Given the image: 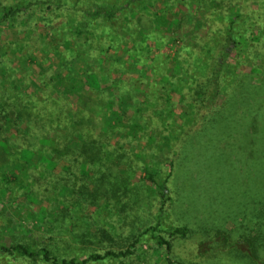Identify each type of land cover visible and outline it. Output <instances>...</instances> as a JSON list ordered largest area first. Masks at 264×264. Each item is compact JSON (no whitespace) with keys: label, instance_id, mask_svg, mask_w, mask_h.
Returning a JSON list of instances; mask_svg holds the SVG:
<instances>
[{"label":"trees","instance_id":"1","mask_svg":"<svg viewBox=\"0 0 264 264\" xmlns=\"http://www.w3.org/2000/svg\"><path fill=\"white\" fill-rule=\"evenodd\" d=\"M155 1L123 0L121 6H97L91 0H74L71 9L62 6L64 0H18L14 4L0 3V26L9 25L13 28L12 22L16 21L15 29L20 33L17 23L19 13L30 14L35 10L32 19L42 17L40 14L44 11L43 8H49V5L57 12L56 20L43 19L46 22L43 26L45 33L40 34L42 45L36 50L44 55L43 62L47 65V68L40 69L39 77L44 78V81L39 92L26 90L23 93H14L12 90V93H8V87L0 84V137H7L0 138V193L2 196L6 195L12 191L9 185L18 183L17 191L22 192L23 199L37 206L39 225H45L46 221L50 226L42 232L34 230L41 233L40 239L44 242L37 243L33 237L23 241L15 234L10 236L9 242L0 240V257H22L26 264H92L106 259L126 258L131 254L130 249L122 250L123 245L117 244L121 234L104 218H109V215L112 217L118 212L120 216H127L130 211H135L139 203H130L135 193H139L136 186L141 182L155 193L160 207L157 209L155 225L144 233L133 234L134 242L130 244V248H134L147 233L158 247L167 249H170V244L164 239V234L187 237L189 230L186 227L162 230L166 204L171 200L169 180L173 174L174 163L169 161L168 175L159 180L158 171L151 168L150 163L153 160L147 152L156 148L157 154L153 157H165L167 150L171 148V142L178 138L177 133L182 131L183 125H189V121L187 118L182 119V125L178 126L170 119L173 114L169 108H165L166 118L171 122L166 121L162 128L169 134L156 132L148 113L153 107L150 93L155 87L144 94L134 95L135 102L131 100V106L122 102L124 96L119 93L108 98L106 102L98 97L103 91L102 88L107 87L105 84L112 75H123L128 63L131 68L138 65L140 54H135V57L130 53L128 43L124 41L130 20L126 12L138 13L142 9L141 5H152ZM170 1L174 0H161V3L168 9ZM186 2L189 9L193 7L195 17L200 18L197 19L199 22L194 30H178L189 39L188 42L181 41L182 45L177 54L181 60L173 58L172 65L183 81L186 78V87L182 86L177 76H173V72L169 76L160 71L159 59L154 56L153 50L144 45L150 34L149 30L142 27V18L138 20L139 32L143 34L140 53L153 54L151 59L155 60V69L162 73L160 75L163 78L159 84L165 93L170 91L169 87H175L181 96L196 100L189 108L192 120L200 111L202 120L203 111L207 113L217 105L223 106L220 116L214 115L209 120L208 127L203 129L206 132L203 143L211 149L201 148V159L207 161L204 167L210 170L211 175L222 176L219 173L223 170L218 167L221 158L220 162L218 157L205 158V154L210 153L220 141L213 140L207 130L216 132L227 123L225 134L229 137L225 139L233 141V146L227 144V147L235 149L233 152L229 151L237 159L233 167L234 181L244 187L238 192L236 186H232L236 191L233 203L236 204L237 197H243V204L240 206L242 215L251 222L255 221V225L259 227L257 232L246 230L245 235L248 236L243 238L255 257L252 262L258 264L261 253H264V230H261L264 226V116L258 111L264 104V76L259 86H243L247 82V74L224 75L225 70L222 63L220 65V59L228 61L242 47L248 46L249 41L252 42L251 36L248 35V40L240 38L247 32L253 34L254 43L264 47V0H175L173 3L185 5ZM146 7L144 11L148 12L149 6ZM253 11L259 12L258 15L263 20L260 25L257 18L252 17ZM161 12L160 16L156 11L149 12L153 18L151 31L158 34L164 33V29L171 30L174 25H179L178 19H169L164 11ZM172 13L168 11V14ZM183 23L181 21L180 25ZM239 40L244 41L243 44ZM217 47L220 55L215 56L207 80L201 77V90H198L195 72L202 62L204 66L201 67V73L203 77L208 75V59H204L215 55ZM92 51L96 55L92 56ZM122 52L127 54L129 61H124ZM195 53L201 55L198 60L192 56ZM34 57L31 54L28 60L34 63ZM261 61L263 65L256 67L264 70V58ZM51 68L54 71L46 79L45 75ZM226 78L233 87L228 104L227 94L223 100L218 95L224 91L219 83ZM119 84L120 81H116L115 88ZM237 89L240 91L237 92ZM257 90L260 91L256 101ZM69 96L76 101L71 102ZM151 97L153 98L152 95ZM137 98H145L147 102L142 103ZM247 99H251L252 107L246 104ZM115 101L123 106L120 107V112L113 109ZM97 121L100 122L101 130L96 127ZM151 125L154 131L149 130ZM118 133H124L128 139L139 143L144 141V147L139 148L140 151L133 157L143 165L139 168L144 173L143 178L137 177L136 169L131 166L132 156L120 144ZM13 135L15 138L11 141L10 136ZM238 136L243 138L234 143V138ZM221 156L225 158V155ZM212 160L218 163L217 167H212ZM41 165L45 168L44 172H40ZM245 177L250 183L246 187L242 182ZM219 183L215 185H220ZM207 184L211 188L208 182ZM226 186L229 187V184ZM246 189H252L251 193H246ZM246 200L248 204H244ZM44 201L49 203L50 210ZM87 211L97 214L104 225L113 230L96 226L98 221L93 223L85 217ZM231 238L230 235L223 238V244L226 243L228 248L234 245ZM214 255L217 254L211 252L207 256L210 258ZM243 255L248 257L247 253Z\"/></svg>","mask_w":264,"mask_h":264},{"label":"rangeland","instance_id":"2","mask_svg":"<svg viewBox=\"0 0 264 264\" xmlns=\"http://www.w3.org/2000/svg\"><path fill=\"white\" fill-rule=\"evenodd\" d=\"M17 1L18 0H0V3L14 4ZM73 1L74 0H64V5L62 6L69 9ZM174 1L168 2V9L164 8L161 0H156L152 5H141L142 9H139L138 13L131 14L126 12L130 20L127 24L128 30H126L124 34V41L128 43L130 53L133 55L140 54L138 55L139 59H137L138 65L134 68H131L129 63L125 65L123 75H118L120 78L116 77V74L112 75L105 84L107 87L102 88L103 91L101 94H98V97L102 102H106L108 98L119 93L124 96L122 102L131 106L132 101L135 102L134 95L136 96L138 93L144 94L155 87L156 89H152L150 93L153 96L152 98L150 95V100H153V107L150 108L151 111L148 113H150L151 123L155 125L156 132L159 131L163 135L169 134V132H166L162 128L165 127L166 121L171 122L166 118L167 111H165V108H169L173 114L170 119L174 120L178 126L182 125V119L187 118L189 125H183L182 131L177 133L178 138L171 142V148L167 150L165 157H153L154 154H157L156 148L153 150L149 149L147 153L153 160V162L150 163L151 168H156L158 171L159 180H163L168 175L169 161L172 160L174 163L173 174L169 180L171 200L166 204L162 219V230H169L174 227H186L189 233L185 238L164 234V239L170 244V249L158 247L149 233H147L134 248H130V244L134 242L133 234L137 235L138 233H144L155 225V218L158 214L157 209L160 207L159 200L155 193L152 190H148L145 183L141 182L136 186L139 193H135L132 198L133 201L130 203H134V205L139 203L135 211H130L127 216L123 214L120 216V212H118L112 215V217L109 215V218L106 216L104 218L106 222H109L108 224H113L115 226L114 230H118L121 234V239H118L119 243L117 244L123 245V249L121 248L122 250L129 248L131 254L127 255L124 259H106L103 262L92 264H254L252 262L253 258H255L252 254L253 252L247 247L248 245L246 246L243 238L248 236L245 235L246 230H255V232H257L259 227L257 228V225L254 223L255 221L251 222L242 215L240 206L243 204V197H237L236 204L233 203L236 191L232 186H236L238 192L243 190L244 187L239 182L234 181L235 172L233 167L237 163V159H234L233 154H230L229 151L231 150L233 152L235 149L227 147V144L233 146V141L231 139H225V137H229L227 136L228 134H225L227 123H224L221 129L216 132L212 133V130H207V133L213 136V140L218 139L220 141L217 142L213 148L214 150L212 149L210 153L205 154V158L210 159L218 157L219 162L221 158L219 166L214 160L211 161V165L213 168L214 166L222 168L223 173H219L220 175L222 174V176L211 175L210 170H206L204 167L207 161L201 159V148L211 149L207 148L203 143L206 134L203 129L208 127L209 120L214 115L220 116L219 113H221L223 106L219 107L217 105L212 111L207 113L203 111L204 117L202 120L200 111L198 115H195L194 120H192V113L189 108L196 100L190 99L191 97L185 98L181 96L179 90L175 89L174 86V88L169 87L170 91L166 93L164 89L160 88L159 82H161L163 78L160 74L162 73L170 76L173 72V76H177L179 80H181L182 86L188 84V82L184 83L186 78L183 81L178 75L179 72L176 73V69L174 65H172V60L179 54L178 49L182 45L181 41L185 40V42H188L189 39L181 35V32H178V30H194L199 22L197 19H200L199 17H195L193 7L189 9L187 2L185 5H180L173 3ZM91 2L97 6L123 5V0H91ZM146 6H149L148 12L144 11L145 8H147ZM251 8L254 9V7ZM43 9L44 11L40 14L42 17H35L33 19L32 15L35 10H32L30 14L19 13L20 16H18L17 23L21 33L15 29L16 21L12 22L13 28L9 25L0 26V84L8 87V93H12V90H14V93L18 91H22L20 93H23L26 90L38 93V90L42 88L41 83L44 81V78L39 77L41 72L40 69L47 68V65L43 62L44 55H40L36 50L42 45L40 42V34L45 33V28L43 26L46 25V22L44 20L46 18L56 20L55 15L57 16V12L54 8H51L50 5L49 8L46 7ZM151 11L158 12L159 16L162 13L161 11H164L167 18L174 19V21L178 19L179 25H174L171 30L164 29V33H155L151 31L153 25V18L149 13ZM168 11H172L173 13L168 14ZM258 13L257 11H253L252 17L254 19L257 18L258 25H260L263 20L259 17ZM28 15L30 17H28ZM139 18H142V27L145 28V30H149L150 36L148 38L152 39V41L147 39L144 45L153 50L154 56L156 55L159 59L160 71L162 73L155 69V60L151 59L153 56L152 53L150 55L140 53V41L143 40L141 39V35L143 34L139 32ZM253 18L250 16V19L253 20ZM181 21L186 25H184V23L180 25ZM248 35L251 36L252 42L249 41L248 46L243 45L244 47L240 49L238 54L232 55L228 61L220 59L222 60L220 65L222 63V67H224V75L237 76L241 73L247 74L248 79L243 86H259L263 81L264 70L256 67V65H263L261 60L264 58V47L257 45V42L254 43L253 34H249V32H247L246 35H242L240 38L244 37L248 40ZM239 42L243 44L244 41L239 40ZM188 44H190V42ZM91 53L92 56L96 55L93 51ZM201 53H203V51ZM31 54L35 56L34 58L36 61L34 63L28 60ZM216 55L218 57L220 55L219 47L216 48L215 55L210 56L211 58L207 57L204 59H208V61H206V67L208 69V75L206 77H203L201 73V67H203L204 64L200 62V68L194 75L195 79L198 80V90H201V77L207 80L210 76ZM121 56L124 61H129L125 52H122ZM192 56L195 60L201 57L199 53H195ZM182 57H185V55ZM180 58L178 59L177 57V61L181 60ZM41 64L42 67H40ZM262 70L263 75L260 73ZM52 71H54L53 68L47 71L45 75L46 79L50 78ZM116 81H120L117 88L114 86ZM219 85L220 88L224 90L222 93H218L220 100H223V98L226 97L225 94H227V98H229L227 101L228 104L233 93L232 84L228 78H226L225 81H221ZM206 88L207 87H203V89ZM172 89L174 91H172ZM239 91L240 89H237V92ZM259 91L260 90H257L256 101L258 100ZM165 94L168 96L165 97ZM69 97H71V102L72 100L73 102L76 101L72 96ZM125 97L127 99H125ZM147 99H149V97ZM147 99L141 98L139 100L137 98V101L139 100L142 103H146ZM246 104L252 107L251 99H247ZM120 107H123L122 104L115 101L113 109L120 112ZM198 108H200V105H198ZM258 111L264 116V104ZM188 112L189 116L186 117ZM248 112L251 114V109H249ZM96 127L98 130H101L100 122L97 121ZM149 130H153L152 125ZM263 135L264 133L262 136ZM1 136L4 135L2 134ZM14 138V135L10 136L11 141H14ZM117 138L120 144H123L124 150H127L132 156L133 162L131 166L136 169L137 177L140 176L143 178L144 173L139 169L143 165L133 157L134 154L140 151L139 148L144 147V141L139 143L136 140H130L124 133H118ZM242 138L243 137L240 136L235 137L234 143H237L239 139ZM145 139H147V135ZM221 155H225V158ZM44 171L45 168L41 165L40 172ZM207 182L211 188L208 187ZM217 182H221L219 183L220 185H215ZM242 182H244L243 184L245 187L250 184L246 177ZM227 184H229V187L226 186ZM9 188L10 190L12 189V191L6 195L2 196L0 193V240H2V242H9L11 240L10 236L15 234L23 241L33 237L37 243L44 242L43 239H40L41 233L34 230H41L42 232V230H47L50 225H48L46 221L44 222L45 225H39L37 219V206L23 199L22 192L17 191L19 188L18 183L13 182L9 185ZM251 191L252 189H246L245 192L249 194ZM47 197L49 196L47 195ZM44 203L50 210L49 203L47 201H44ZM244 204H248L247 200ZM85 217L93 223L98 221L96 225L98 227L113 230L110 228L108 229V226H105L98 215L92 211H87ZM2 218H4V221H2ZM261 230H264V226ZM227 235L232 236L231 239L234 243L230 248H228L229 246H227L226 243L223 244V238H226ZM117 248L119 249V247ZM211 252L217 255L208 258L207 255ZM245 253H247V258L243 255ZM235 255H242L244 258ZM0 264L26 263L25 259L22 257H0ZM258 264H264V253H261Z\"/></svg>","mask_w":264,"mask_h":264}]
</instances>
